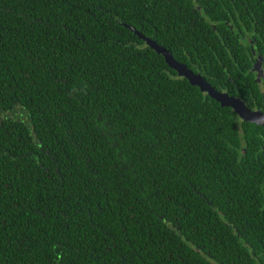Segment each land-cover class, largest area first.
I'll list each match as a JSON object with an SVG mask.
<instances>
[{"label":"trees","instance_id":"16d2710c","mask_svg":"<svg viewBox=\"0 0 264 264\" xmlns=\"http://www.w3.org/2000/svg\"><path fill=\"white\" fill-rule=\"evenodd\" d=\"M143 37L264 110V0H0V264H264V127Z\"/></svg>","mask_w":264,"mask_h":264},{"label":"water","instance_id":"95a60500","mask_svg":"<svg viewBox=\"0 0 264 264\" xmlns=\"http://www.w3.org/2000/svg\"><path fill=\"white\" fill-rule=\"evenodd\" d=\"M143 40L149 47L164 57L168 67L175 70L178 76L186 78L191 85L197 86L202 93H206L210 98L219 102L221 106L230 107L239 119L264 127V111L251 110L250 108L246 107L244 102L239 97L229 95L224 91L216 90L206 81L204 77L194 73L183 63L177 62L172 57L170 52L164 47L157 45L150 38L143 37ZM254 68L255 70L261 71L259 62H256Z\"/></svg>","mask_w":264,"mask_h":264},{"label":"flooded vegetation","instance_id":"af4514ba","mask_svg":"<svg viewBox=\"0 0 264 264\" xmlns=\"http://www.w3.org/2000/svg\"><path fill=\"white\" fill-rule=\"evenodd\" d=\"M256 74V77H263L264 76V73L258 75L257 73ZM262 82V81H261ZM259 83L260 87H261V91H262V99H263V105H264V87H263V82L262 83ZM253 110H261V109H253ZM261 111H264V110H261Z\"/></svg>","mask_w":264,"mask_h":264},{"label":"rangeland","instance_id":"374dc122","mask_svg":"<svg viewBox=\"0 0 264 264\" xmlns=\"http://www.w3.org/2000/svg\"><path fill=\"white\" fill-rule=\"evenodd\" d=\"M256 73L259 74V75L262 74V72L259 71V70H256ZM261 83H262V82H261Z\"/></svg>","mask_w":264,"mask_h":264}]
</instances>
